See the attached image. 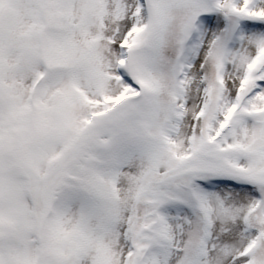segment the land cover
<instances>
[{"label":"snow or ice","instance_id":"snow-or-ice-1","mask_svg":"<svg viewBox=\"0 0 264 264\" xmlns=\"http://www.w3.org/2000/svg\"><path fill=\"white\" fill-rule=\"evenodd\" d=\"M0 264H264V0H0Z\"/></svg>","mask_w":264,"mask_h":264}]
</instances>
